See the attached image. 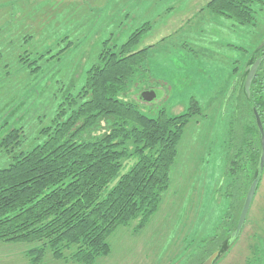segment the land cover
<instances>
[{
  "label": "rangeland",
  "instance_id": "1",
  "mask_svg": "<svg viewBox=\"0 0 264 264\" xmlns=\"http://www.w3.org/2000/svg\"><path fill=\"white\" fill-rule=\"evenodd\" d=\"M208 1L0 0V138L19 127L23 150L40 143L39 130L80 91L102 43L120 45L137 29L143 32L134 50H148L126 99L149 116L160 108L181 114L191 99L200 106L178 144L157 211L143 227L137 220L118 226L108 237L109 253L91 264H196L208 238L225 234V215L234 218L241 210L246 194L233 199L235 205L225 196L221 139L233 110L228 92L235 78L244 82V69L264 40V0L255 24L244 26L210 12ZM25 53L31 56L22 63ZM144 92L156 98L147 101ZM247 117L237 112L234 125ZM10 160L0 150V167ZM29 247L0 242V264H32ZM218 250L213 264H264V168L239 234ZM71 252L56 259L47 249L38 264H82Z\"/></svg>",
  "mask_w": 264,
  "mask_h": 264
},
{
  "label": "trees",
  "instance_id": "2",
  "mask_svg": "<svg viewBox=\"0 0 264 264\" xmlns=\"http://www.w3.org/2000/svg\"><path fill=\"white\" fill-rule=\"evenodd\" d=\"M259 3L209 0L206 8L244 26L255 24ZM142 32L137 29L120 45L102 43L80 91L71 94L50 124L39 130L40 143L23 150L19 127L0 138V150L11 158L0 167V242L26 243L30 247L25 254L32 264L42 261L47 249L56 259L66 258L64 251L70 249L73 261L93 263L109 253L108 237L118 226L137 220V227H143L169 188L178 144L200 106L191 99L181 114L168 115L160 108L149 116L126 99L129 83L145 64L148 48L134 50ZM258 46L252 62L263 58L249 97L238 78L227 95L233 110L221 139L222 178L232 203L247 193L260 154L253 113L255 108L264 129V45ZM29 56H20V62ZM42 56L35 59L41 61ZM244 110L246 122L234 125L236 113L241 116ZM15 148L20 150L14 152ZM239 212L234 218L225 215L230 218L225 234L208 238L196 264L224 241L231 245Z\"/></svg>",
  "mask_w": 264,
  "mask_h": 264
},
{
  "label": "water",
  "instance_id": "3",
  "mask_svg": "<svg viewBox=\"0 0 264 264\" xmlns=\"http://www.w3.org/2000/svg\"><path fill=\"white\" fill-rule=\"evenodd\" d=\"M263 45H264V40L259 45V47H262ZM262 58H263V56H259L251 64L247 65L244 69V72L246 75H245L243 87H244L245 93L247 94V97H249L250 86H251L253 78L255 77L256 71H257V69H258V67L262 61ZM233 86H234V83H233L232 87L230 88L228 94L231 92ZM142 97H143V99H145L147 101H153V99L156 98V94L154 92H144V93H142ZM253 113L255 116V122H256L257 129H258L259 138H260V154H259V160H258V165H257V171H256L255 177L253 178V180L251 181V183L248 187L246 196H245L243 204H242V208L240 210V213H239V216L237 219L235 229L231 233L229 241H233L237 237V235L239 234V232L243 226V223H244L245 218L248 214L250 205H251L252 200L254 198L258 183L260 181L262 170L264 168V129H263L260 117H259L255 108L253 109ZM218 253H219L218 250L212 252L200 264H213Z\"/></svg>",
  "mask_w": 264,
  "mask_h": 264
},
{
  "label": "flooded vegetation",
  "instance_id": "4",
  "mask_svg": "<svg viewBox=\"0 0 264 264\" xmlns=\"http://www.w3.org/2000/svg\"><path fill=\"white\" fill-rule=\"evenodd\" d=\"M244 201V200H243ZM242 204H243V202H242ZM241 208H242V206H241ZM240 213V212H239ZM239 216V215H238ZM238 218V217H237ZM236 223H237V221H236ZM228 244V243H227Z\"/></svg>",
  "mask_w": 264,
  "mask_h": 264
}]
</instances>
